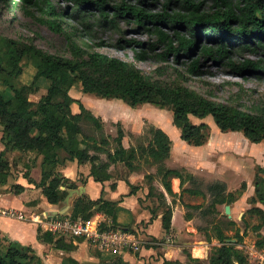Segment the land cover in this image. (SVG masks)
<instances>
[{
	"label": "trees",
	"instance_id": "16d2710c",
	"mask_svg": "<svg viewBox=\"0 0 264 264\" xmlns=\"http://www.w3.org/2000/svg\"><path fill=\"white\" fill-rule=\"evenodd\" d=\"M9 1L0 0V7L7 6ZM18 1L24 7H33L43 16L41 21L49 30L61 36L69 53V57L49 53L32 42L21 43L14 39L7 40L5 49L0 53V82L12 93L9 98L0 95L1 140L5 149L42 156L41 178L36 185L48 203L61 202L69 189L77 187L75 182L57 170L66 161L73 160L78 164L89 163V176L101 183L110 179L108 169L111 164L122 163L129 171L137 170L142 162L155 165V174H145V179L149 182L148 195H157L159 205L165 204V196L162 192L154 193L151 182L155 176L168 195H175L171 189V178L175 177L179 179L181 195L187 193L205 199V193L200 188L184 187L188 182L197 183L189 171L165 166L164 161L169 157L171 147V139L166 132L151 125V136L145 145L125 148L122 145L124 133L121 127H117L115 136L104 134L100 117L70 96L69 90L77 83L83 93L100 98L121 99L132 107L149 103L168 108L172 112L173 124L179 129L180 138L193 146H201L206 142L208 125L204 121L193 123L190 116L198 119L211 116L220 131H241L250 142L264 143V104L254 112H248L237 106L217 102L175 79L163 78L166 65L145 73L129 60L96 50L102 46L101 41L83 40L84 37L92 38L90 30L96 22L97 14V22L102 20L111 27L116 28L119 19H124L127 23H134L135 29L132 30L135 33L140 32V29L152 32L154 38L142 40L136 37L124 38L122 31V37L115 43L118 48H130L138 61L184 65L185 71L192 76L204 74L201 58L203 61L209 59L226 64L239 76L264 72L263 64L256 61H232L233 56L240 51L264 52V0H237L236 3L231 0H213L214 9L211 12L201 11V2L167 0L162 10L154 13L148 7L156 6V0H135V4H126L124 1L109 4L107 0ZM178 3L187 11L186 14L167 11L171 4ZM15 5L12 2L9 6ZM66 18H70V21ZM158 24H163L166 31L159 28ZM201 38L204 41L201 42ZM26 57L33 60L36 70L31 83L18 85L17 76L22 70L20 62ZM40 77L48 79L49 84L45 93L34 102L29 99V95L38 90L36 81ZM72 102L77 103V112L71 110ZM9 169L4 151L0 152L1 184L6 182ZM61 186L65 189L61 190ZM253 186L254 197L251 202L259 201L264 206V168L259 167ZM135 188L130 186V192ZM245 188V182L234 191H227L223 182L212 183L206 190L209 203L205 212H217L216 205L233 203ZM10 189L19 194L24 188L13 185ZM163 206L161 222L163 229L168 232L172 209L168 205ZM95 210L111 216V225L102 224V228L117 229L118 207L115 202L101 197L95 200L85 196L77 197L69 216L89 221ZM247 214L256 216L257 222L251 226V230L257 236L255 246L263 248L264 236L259 231L264 227V211L253 206L247 209ZM154 215L155 211H152ZM185 218H190V214L186 213ZM242 220L246 229L248 224L244 217ZM226 224L235 225L232 220H227ZM214 229V237L219 245L211 248L207 261L192 257L189 251L183 249L184 263L163 259L162 264H247V256L236 247L242 241L239 229L236 228L231 237L222 232L218 223ZM205 236L210 240L208 234L205 233ZM37 238L51 244L53 248L66 251L73 250L74 240H77L74 237L54 235L40 227L37 228ZM231 238H235L236 242L229 241ZM33 263H41V258L31 246L0 237V264ZM64 264H77V261L68 258ZM84 264L124 263L118 258L103 262L88 261Z\"/></svg>",
	"mask_w": 264,
	"mask_h": 264
},
{
	"label": "rangeland",
	"instance_id": "374dc122",
	"mask_svg": "<svg viewBox=\"0 0 264 264\" xmlns=\"http://www.w3.org/2000/svg\"><path fill=\"white\" fill-rule=\"evenodd\" d=\"M99 1V0H95ZM109 4L120 3L124 1L126 4H135V0H107ZM156 6L148 7L150 12H159L162 10L163 3L167 0H156ZM194 2H201V11L211 12L213 8V0H193ZM16 3L15 6L10 7L11 3ZM232 3H236L237 0H231ZM7 6L0 7V53L6 47V41L9 39H14L21 43H34L37 47L47 51L49 53L58 54L62 56L69 57V53L66 51L65 43L61 36L49 30L46 24H44L38 11L33 7H24L18 0H10ZM180 4H171L167 9L168 12L179 11L180 13H187V11L179 6ZM98 15L96 14L94 25L91 26L92 38L84 37L83 40L89 42H99L101 41L102 46L95 48L98 51L104 52L108 55L117 56L121 59L129 60L134 65L139 67L145 73H151L158 66H167L166 74L163 78L168 80H176L178 83H183L190 89L199 92L207 98L215 100L217 102L228 104L232 106H237L245 111L254 112L257 108L264 104V72L257 73H246L244 76L236 75L232 70L223 63L214 62L209 59H200L202 65V71L204 74L200 76H192L185 71L184 65H176L174 63H159L151 60L138 61L134 57V53L128 47L118 48L115 46L116 41L122 37V31L125 34L124 38L136 37L138 39L147 40L154 38L151 31H146L140 29L138 33H135V25L131 21L127 23L124 19H119L117 22V27H111L109 23H105L102 20L97 22ZM70 21V18H66ZM75 25V24H74ZM71 27V25L69 24ZM149 26V25H146ZM158 27L166 31L163 24H158ZM200 41H204L201 38ZM197 55L193 54V58ZM244 59H250L256 61L264 66V52L262 50H257L255 53L248 51L237 52L233 56V62H242ZM22 70L17 76V83L19 84H29L33 79L35 73L34 62L30 58H23L20 62ZM36 84L38 90L29 95L31 101H37L40 96H42L49 84V80L40 77ZM74 89L71 93L77 95L80 94L79 84H75ZM11 91L9 88L1 84L0 82V95L9 98L11 96ZM86 95V94H84ZM88 96V95H87ZM92 97V96H88ZM123 101V100H122ZM120 100H108L101 102V112L105 117V120L100 115H95L100 117L103 123V133L107 135H116L117 127L123 128V124L120 118H125L127 121V127L137 126L142 123L143 130L141 134L133 135L130 134V141L134 145L142 144L145 145L151 136L149 132V127L152 125L149 119L156 121H161L163 126L169 130V136L174 141L176 146V159H185L190 165L198 168L199 176L195 177L196 182L186 183L187 186H192L195 188H200L207 190L208 186L220 179L225 180L226 188L229 187L231 191L240 188L242 182L246 184H253L255 175L259 173L258 162H260V155L262 149L258 145H253L241 131H220L214 123L211 116H206L199 120V122L204 121L207 123L208 128L206 131V142L202 147L190 145L183 141V144L179 145L177 141V134L175 132L179 129L172 122V112L168 108H160L156 105L144 103L139 107H132L126 102ZM163 112H159V110ZM112 120H116L113 122ZM191 122L199 123L198 118L190 117ZM117 121L120 122L116 123ZM129 125V126H128ZM173 127V128H172ZM1 132V130H0ZM178 136V140H179ZM185 154L182 156V154ZM23 154V153H22ZM28 156V161L33 160L34 154H23ZM104 158V155H101ZM183 157V158H182ZM9 161V160H8ZM12 172L10 173V185L7 189L11 191L10 188L13 187V180L17 179L20 173H26L25 165L30 166L31 162L16 161V158L12 159ZM21 162V163H20ZM148 163H143V167L149 170L150 166ZM172 165H176L171 163ZM154 169L156 170L155 165ZM10 168V169H11ZM29 168V167H27ZM154 170V171H155ZM155 178L158 179L157 176ZM13 192V191H11ZM14 193V192H13ZM184 196V199L189 200L190 196L188 194H182L180 198ZM199 202L202 203L203 207L206 206L205 199L202 200L198 197ZM3 202L16 203V199L12 197H3ZM246 208L241 207L232 215V220L236 222L235 225L226 224V216L223 214V209L217 213H209L208 216L202 217L204 223L203 229L206 230V234L214 236L215 229L214 225L218 223L220 228L227 232V235L232 236L236 228L240 227V219L242 214L246 216V221L249 224L257 222L255 217H251L247 214ZM239 222V224H238ZM242 226V225H241ZM264 235V228L260 231ZM257 236L254 231L248 229L243 238L244 246H250L254 244ZM219 243L217 242L218 245ZM211 249V246H210ZM94 250V248H93ZM246 249H242L243 253L248 256ZM41 257V263L33 264H60L61 259L66 256V253H59L52 246H45L43 251H36ZM197 252L195 251V254ZM75 257L78 259L79 264H84L85 262L91 261V257H94L92 249L88 246L85 249H81L76 252ZM248 264H255L248 260Z\"/></svg>",
	"mask_w": 264,
	"mask_h": 264
},
{
	"label": "crops",
	"instance_id": "0c3cea01",
	"mask_svg": "<svg viewBox=\"0 0 264 264\" xmlns=\"http://www.w3.org/2000/svg\"><path fill=\"white\" fill-rule=\"evenodd\" d=\"M73 89L74 87L69 90L70 96L73 99L81 102L95 115L102 116L104 120L105 117L102 115L100 103L103 101L107 102L108 100L122 101L121 99L116 98H100L93 94L83 93L82 91H80V94L75 95L71 93ZM87 95L92 97H88ZM141 105H138L137 107ZM71 110L73 112L78 111V105L76 102L71 103ZM159 112H163V110L161 109ZM149 120L152 123V126L162 129L169 136V130L163 126L161 121H156L153 119ZM199 120L200 119H198V122ZM112 121L115 122L116 120ZM120 121L123 124L122 130L124 133L122 145L125 148H129L131 145L134 147L137 146L130 141L129 136L130 134H141V131L143 130L142 123L134 127L132 125H128V128L125 118H120ZM116 123L120 124L119 121ZM175 132L177 134L176 137L177 141L179 142L178 144H183V140L180 138L179 130H175ZM1 135L2 133L0 132V152L4 151V158L9 160L8 162L10 168L12 164L11 160L14 158H16V161L31 162L30 166H26L27 163L25 165L26 173H20L17 179L13 180V184L20 185L24 188L22 192L15 194L7 189L10 185L9 181L12 168L9 169L6 182L4 184L0 183V210L7 208L17 209L26 215V219L22 220L0 215L1 238L15 240L23 245H29L34 249L35 253L40 256L36 251H43L46 245L52 246L51 244L43 242L37 238L38 227L44 231L47 230L45 219L47 217L46 214L50 211H57L62 212L57 213V217L69 216L73 201L77 197L85 196L92 200L101 197L102 199L116 203L118 207L116 228L125 227L126 229H129L130 242L128 245L119 246L115 249L97 250L84 238H75L77 240H74L75 248L73 250L66 251L55 248L59 253H66V256L61 259L60 264L66 263V259L68 258L76 260L77 264H79V261L74 254L81 249H85L87 246L92 249L94 257H91V261L95 262L111 261L121 258L124 264H162L163 259L178 260L179 262L184 263L185 255L183 253V249L189 251L192 257L207 261L211 252L210 246L212 248L213 246L219 245H215L217 244L218 240L214 236L209 235L210 240L206 239V230L203 229V225H201V223H204L202 217L208 216L209 214V212H205L209 203V193L206 190L201 189L205 193L206 206L203 207L202 203H200L198 200V197H201L199 195L188 194L190 196L189 200L184 199V196L180 198L181 188L179 186L178 178H171V189L175 194L174 196L168 195L160 184L159 179L154 178L151 182L154 186V193L158 194L159 192H162L165 196V204L159 205L157 195H148L149 182L147 179H145V174H155L153 165L150 166L149 170H147L145 167H143L142 162L137 170L129 171L128 168L122 163L111 164L108 169V172L111 175L110 179L101 183L95 181L93 177L89 176V163L78 164L76 160H73L66 161L63 165H60L57 170L65 178L75 182L77 187L74 189H69L61 202L57 204H50L46 201L44 196L41 194L40 188L36 185L41 178L40 164L42 156L33 155V160L28 161V156L23 155L21 152L17 150L5 149V144L1 140ZM178 136L180 138L179 140ZM252 144L261 147L263 153L260 155V162H258V166L264 168V143L259 142ZM202 146L203 145L197 147L200 148ZM181 154L182 156L185 155L183 153ZM176 157V146L174 141L171 139L170 154L169 157L164 161L165 166L170 168H185L194 177L197 175L199 176L198 168L190 165L189 162L186 161V158L176 159ZM171 163L176 165H172ZM29 179H31V181H29ZM219 182H223L225 184V180L220 179ZM112 184L114 187H111ZM130 186L136 187L133 192H130ZM184 187L188 186L185 184ZM60 189L64 190L65 187L61 186ZM226 190L231 191L229 187L226 188ZM68 195L70 196L68 197ZM4 196L16 199L17 204L15 205L10 202H3ZM252 197H254V186L253 184L247 183L242 194L233 203L229 204V215L225 214L224 211V206L226 204L216 205V211L218 212L220 208H222L223 214L226 216V220H232L231 217L237 211V209L241 207L246 208L247 205L249 206L247 207L248 209L250 207L256 206L264 211V206L259 201L251 202ZM202 200L204 199L202 198ZM163 205H168L172 209L171 225L168 232L163 229L161 222V216L164 208ZM192 205H199V207H193ZM152 211H155L154 216H152ZM186 213L190 214V218H185ZM243 217L246 221V216L242 214L240 219L242 226L239 225L240 227H238L239 234L242 235V241L236 247L241 250L247 248V261L250 260L251 262H255V264H264V247L259 248L255 246V241L254 244L247 247L243 244L244 235L254 224H249L246 221L248 226L245 229V224L242 220ZM251 217L256 218V216ZM38 218L41 220L40 223L38 220H36ZM90 221L93 223H99L100 225L104 224L106 226H110L112 222L111 216L99 210H95L93 212L92 216L90 217ZM234 223L236 224L235 221ZM244 229L245 233L243 234ZM260 231L259 233L262 235ZM222 232L227 235L226 231L222 230ZM229 241L236 242V239L231 238ZM195 251L197 252L196 254L193 253Z\"/></svg>",
	"mask_w": 264,
	"mask_h": 264
},
{
	"label": "built area",
	"instance_id": "2783aa9c",
	"mask_svg": "<svg viewBox=\"0 0 264 264\" xmlns=\"http://www.w3.org/2000/svg\"><path fill=\"white\" fill-rule=\"evenodd\" d=\"M0 215L21 220L26 219V215L20 210L11 208L1 209ZM45 219L47 230L54 235L84 238L97 250L115 249L119 246L128 245L130 242V232L127 229H105L99 223H93L90 220L83 221L80 218L72 219L70 216H50ZM36 220L41 222L39 218Z\"/></svg>",
	"mask_w": 264,
	"mask_h": 264
},
{
	"label": "water",
	"instance_id": "95a60500",
	"mask_svg": "<svg viewBox=\"0 0 264 264\" xmlns=\"http://www.w3.org/2000/svg\"><path fill=\"white\" fill-rule=\"evenodd\" d=\"M69 196H70V195H68V197H69ZM68 197H67V198H68ZM224 211H225V214L229 215V211H230V209H229V205H225V206H224ZM57 213H62V212L50 211V212H48L46 215H47V217H50V216H56Z\"/></svg>",
	"mask_w": 264,
	"mask_h": 264
},
{
	"label": "bare ground",
	"instance_id": "6f19581e",
	"mask_svg": "<svg viewBox=\"0 0 264 264\" xmlns=\"http://www.w3.org/2000/svg\"><path fill=\"white\" fill-rule=\"evenodd\" d=\"M193 253H195V252H193ZM198 255V254H197ZM200 256V255H199Z\"/></svg>",
	"mask_w": 264,
	"mask_h": 264
}]
</instances>
